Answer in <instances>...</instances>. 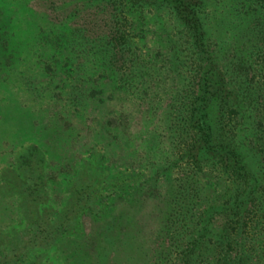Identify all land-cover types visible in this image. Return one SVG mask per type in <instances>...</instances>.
Instances as JSON below:
<instances>
[{
  "label": "rangeland",
  "instance_id": "obj_1",
  "mask_svg": "<svg viewBox=\"0 0 264 264\" xmlns=\"http://www.w3.org/2000/svg\"><path fill=\"white\" fill-rule=\"evenodd\" d=\"M89 5L0 0V75L8 74L0 77V264H67L59 238L44 223L65 217L67 228H74L67 240L84 242L114 199L115 180H126L124 194L130 196L140 194L138 186L148 177L156 175L165 191L167 178L177 184L183 176L182 167L165 171L174 147L166 119L188 94L193 73L182 29L140 3L114 27L104 4ZM44 24L59 27L48 33ZM46 36L72 43L59 54L50 43L42 47ZM89 41L97 55L88 56V66L77 56L84 58L80 48L90 49ZM80 81L93 93L87 110L76 113L69 94ZM107 165L113 169L97 187L95 205L78 212L76 227L69 210L78 202L70 189L86 172L104 176ZM70 261L86 264L78 254Z\"/></svg>",
  "mask_w": 264,
  "mask_h": 264
},
{
  "label": "trees",
  "instance_id": "obj_2",
  "mask_svg": "<svg viewBox=\"0 0 264 264\" xmlns=\"http://www.w3.org/2000/svg\"><path fill=\"white\" fill-rule=\"evenodd\" d=\"M88 1L104 4L114 27L136 3L151 7L158 18L167 15L182 29L193 73L188 94L165 124L174 143L165 171L182 167V178L177 184L167 178L164 191L156 175L148 177L138 186L140 194L133 190L130 196L124 194L126 180H115L114 199L84 242L67 240L74 228H67L65 217L44 223L45 231L59 238L66 263L78 254L86 264H264V0ZM55 27L43 29L49 33ZM55 41L46 36L42 47L62 54L72 43ZM88 46L80 48L87 59H77L89 66L88 56L97 49L90 41ZM86 77L81 69L78 78ZM80 83L69 94L76 113L87 110L93 93ZM112 125L122 129L120 120ZM112 169L107 165L104 176L86 172L87 181L70 189L78 202L69 210L76 227L78 212L93 207L97 187Z\"/></svg>",
  "mask_w": 264,
  "mask_h": 264
}]
</instances>
